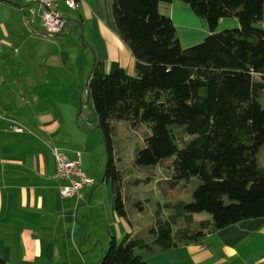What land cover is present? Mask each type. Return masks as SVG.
Returning <instances> with one entry per match:
<instances>
[{
    "label": "trees",
    "instance_id": "obj_1",
    "mask_svg": "<svg viewBox=\"0 0 264 264\" xmlns=\"http://www.w3.org/2000/svg\"><path fill=\"white\" fill-rule=\"evenodd\" d=\"M162 1L112 0L133 72L90 47L86 91L105 146L103 178L132 226L96 264H147L153 252L264 216V0H182L209 29L185 47ZM223 16L238 26L215 30ZM192 177L189 200L167 199Z\"/></svg>",
    "mask_w": 264,
    "mask_h": 264
},
{
    "label": "crops",
    "instance_id": "obj_2",
    "mask_svg": "<svg viewBox=\"0 0 264 264\" xmlns=\"http://www.w3.org/2000/svg\"><path fill=\"white\" fill-rule=\"evenodd\" d=\"M111 4L112 0H80L77 8L71 9L60 1L66 28L51 35L43 30L39 15L30 16L26 3H0L3 264H96L112 236L119 239L132 230L113 207L110 183L103 178L105 184L97 186L92 176L89 143L67 112L68 107H77L76 87L62 98L66 100L63 111L51 97L57 98L63 90L65 73L68 78H77V72L63 68L84 57L89 59L90 47L98 58L107 63L116 60L133 72L134 57L120 38ZM161 7L171 16L176 30L178 11L190 16L184 1H162ZM231 24L238 25L237 19ZM179 27L191 41L205 35L204 27ZM7 50L10 53L5 54ZM74 80L70 83L78 86ZM69 136L70 140L64 139ZM52 147L69 158L80 154V167L93 178L92 184L83 186L80 198L60 194L63 181L55 172ZM147 264H264V216L219 228L207 234L202 243L153 252Z\"/></svg>",
    "mask_w": 264,
    "mask_h": 264
},
{
    "label": "rangeland",
    "instance_id": "obj_3",
    "mask_svg": "<svg viewBox=\"0 0 264 264\" xmlns=\"http://www.w3.org/2000/svg\"><path fill=\"white\" fill-rule=\"evenodd\" d=\"M160 10L163 12L162 7L160 8ZM188 10L190 11V16L181 10V11H178L179 17H176V18H179L176 21L177 26H178L176 30L177 35L179 37L180 44L184 47L200 42L203 38L198 41H191L189 39H186V37L184 36L185 30L184 28L181 29V27H179V24H181L182 26L189 25V26H193L197 28L204 27L205 34H207L209 31L206 19L195 14L190 9V7H188ZM232 19H236V18L234 16L220 17L215 26V30H221L223 28L238 26V25L231 24ZM263 21H264V10L262 13L261 21L259 22V24H261L264 27ZM6 53H10V51L7 50L5 54ZM87 53L89 54V59H86L84 57V60L81 59L78 62H73L72 65L63 68L64 71L69 69V70L77 72L78 76L75 79L76 81L73 79L72 76H70V78L66 77V73H65V76L62 79L63 90L59 93V96L57 98L52 95L51 97H53V101L55 105L59 107L60 110L63 111L66 108V105H65L66 100L64 101L62 98H66L70 96L72 93V88H74V86L76 87L74 89L77 90L76 92L77 97H78L77 107L75 109H73V107H68L67 112L70 113V115H72V120L75 123L76 127L78 128V125L81 126V129H79V131L81 132L82 137H85L87 139L89 143V146L87 148L91 150V153H92V156H90L92 158L90 160L91 165H92V170H93L91 171L93 173L92 176L93 178L96 179L97 186H100V185L103 186L105 184V181L103 179V174H104L105 164H106V152H105V146L103 143L101 131L98 127H96L98 117L95 112L93 101L90 97L87 96V91H86V80H87V76L90 70V66L92 62L91 60L93 56L92 52H90V48H87ZM4 55L2 56L4 57ZM71 79L74 80V83H77L78 86L72 85L70 83ZM79 90H80V93H79ZM76 94L74 95L75 97H76ZM80 96L82 97V101H83L82 103H81ZM76 120H78L77 123H76ZM66 135H69L68 132H66ZM64 139L70 140L71 137L70 136L66 138L64 137ZM132 146L133 145L129 147L132 148ZM197 181L198 179L196 177H192L190 181L183 180L182 185L177 186L176 188H172V190H170L167 196V199L176 200L178 198H181V199L189 200L191 198V189L193 188L194 184ZM133 191L134 189L131 190V192ZM205 215H208V213L207 212L195 213V217H200V216H205ZM108 245L109 243L106 245V247H108Z\"/></svg>",
    "mask_w": 264,
    "mask_h": 264
},
{
    "label": "built area",
    "instance_id": "obj_4",
    "mask_svg": "<svg viewBox=\"0 0 264 264\" xmlns=\"http://www.w3.org/2000/svg\"><path fill=\"white\" fill-rule=\"evenodd\" d=\"M4 1L26 3L30 16L39 15L43 30L51 35L63 31L67 24L59 2L63 1L71 9L77 8L80 3V0H0V3ZM9 128L21 129L18 125H10ZM52 152L56 175L63 181V184L59 186L60 194L80 198L83 186L93 183V178L88 176L80 167V154L78 153L76 158H69L56 147H52Z\"/></svg>",
    "mask_w": 264,
    "mask_h": 264
}]
</instances>
